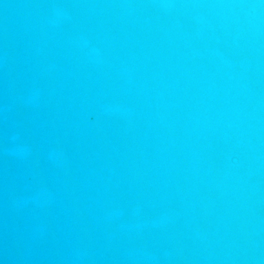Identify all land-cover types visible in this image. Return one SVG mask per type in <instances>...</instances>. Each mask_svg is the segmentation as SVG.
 Wrapping results in <instances>:
<instances>
[{
    "label": "water",
    "instance_id": "water-1",
    "mask_svg": "<svg viewBox=\"0 0 264 264\" xmlns=\"http://www.w3.org/2000/svg\"><path fill=\"white\" fill-rule=\"evenodd\" d=\"M0 264H264V3L0 0Z\"/></svg>",
    "mask_w": 264,
    "mask_h": 264
},
{
    "label": "clouds",
    "instance_id": "clouds-1",
    "mask_svg": "<svg viewBox=\"0 0 264 264\" xmlns=\"http://www.w3.org/2000/svg\"><path fill=\"white\" fill-rule=\"evenodd\" d=\"M261 3H264V0H261Z\"/></svg>",
    "mask_w": 264,
    "mask_h": 264
}]
</instances>
